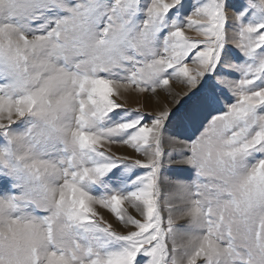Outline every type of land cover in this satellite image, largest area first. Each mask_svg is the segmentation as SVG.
I'll return each instance as SVG.
<instances>
[{
  "label": "snow or ice",
  "instance_id": "snow-or-ice-1",
  "mask_svg": "<svg viewBox=\"0 0 264 264\" xmlns=\"http://www.w3.org/2000/svg\"><path fill=\"white\" fill-rule=\"evenodd\" d=\"M0 264H264V0H0Z\"/></svg>",
  "mask_w": 264,
  "mask_h": 264
},
{
  "label": "rangeland",
  "instance_id": "rangeland-1",
  "mask_svg": "<svg viewBox=\"0 0 264 264\" xmlns=\"http://www.w3.org/2000/svg\"><path fill=\"white\" fill-rule=\"evenodd\" d=\"M178 86H179L178 84L173 83L172 89L174 92L178 93V92H181L184 90L182 87L179 88ZM161 94H163V95H161ZM159 95L165 97V94L163 92L159 93ZM143 102H144L143 97H138L137 99L135 98L134 100H128V98H127L126 106L135 108V107H137L138 104L143 103ZM165 102H167L165 99L162 102L160 101L161 105H163ZM144 110L150 111V112L155 111V110H157L156 104L155 103L146 104ZM166 147H168L169 149H171L173 147L179 148V145H167Z\"/></svg>",
  "mask_w": 264,
  "mask_h": 264
},
{
  "label": "bare ground",
  "instance_id": "bare-ground-1",
  "mask_svg": "<svg viewBox=\"0 0 264 264\" xmlns=\"http://www.w3.org/2000/svg\"><path fill=\"white\" fill-rule=\"evenodd\" d=\"M179 88L180 87H182L181 85H179L178 86ZM183 88V87H182ZM161 95H163V94H161ZM161 98H160V101L162 102L164 99H165V97L164 96H160ZM128 98V100H134L135 98L137 99L138 97L137 96H128L127 97ZM167 146V145H166ZM121 151H123V150H121Z\"/></svg>",
  "mask_w": 264,
  "mask_h": 264
}]
</instances>
